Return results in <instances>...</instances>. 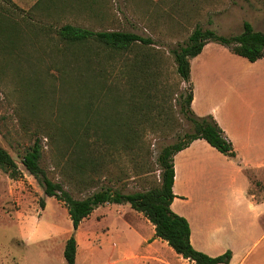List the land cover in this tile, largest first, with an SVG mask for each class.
Segmentation results:
<instances>
[{
    "label": "rangeland",
    "instance_id": "obj_1",
    "mask_svg": "<svg viewBox=\"0 0 264 264\" xmlns=\"http://www.w3.org/2000/svg\"><path fill=\"white\" fill-rule=\"evenodd\" d=\"M11 1L20 9L11 6L15 10L14 20L19 23L17 27L24 30L21 38L24 44L23 51H0V146L17 162L22 177L12 179L0 169V264H67L63 250L67 238L73 233L67 209L62 202L46 196L37 180L20 163L25 150L35 138H40L43 145L41 164L50 179L63 183L75 198H84L95 190L79 184L75 177L68 182L66 175L70 169L62 174L61 167L55 164L60 155L49 132L52 133L54 126L61 122L67 124L76 116L80 119L85 116V101L78 93L83 81L74 79L72 63H68L74 48H68L56 30L63 24L92 30L120 29L151 37L155 42L151 51L157 59L154 68L164 94L150 118L154 121L149 119L141 126L139 134L143 144L122 153L120 166L126 174L125 180L111 185H124L123 192L126 193L155 184L159 180L156 158L161 148L175 142L176 135L189 130V123L179 112L181 99L178 96L181 90H187L188 84L181 82L176 75L170 51L184 44L196 25L229 36L239 34L243 22L248 21L255 30L264 32V0ZM190 11H194L191 19L187 17ZM29 19L34 25L27 24ZM87 45L91 46V52L79 49L76 52L91 56V68L83 66L73 73L80 72L86 78L90 77L91 82L85 84L98 91L102 86L97 84V80L93 82L94 75L109 57L103 59V48L94 43ZM208 54L216 60L206 56ZM203 55L199 59L210 67L213 65L223 70L217 77L214 74L210 76L211 84L225 86L231 81L243 84L248 78V84L253 87L264 85V79L252 73L256 69L253 62L221 44L210 42ZM127 56L113 55L115 67L108 68L109 76L117 81L118 86L125 79L126 68L122 64ZM197 62H194L195 73ZM94 103L99 104L95 96ZM167 116L173 119L169 129L161 125L162 118ZM132 156H139L137 163L144 165L145 173L140 177L130 178L134 175ZM63 164L64 158L60 165ZM262 180L257 187L259 191L264 188V178ZM100 183L108 184L102 178ZM41 200L44 207L40 205ZM124 205L130 208L128 204ZM116 207H101L97 211L95 208L80 223L81 230H92L99 237L93 240L95 248L92 254H80L77 264H104L109 259L113 260L118 246L124 239H129L117 228L121 221L116 218ZM103 210H106L105 215L99 217ZM126 216L133 221L131 214ZM249 221L248 214H245L244 223ZM261 222L264 225V217ZM135 224L145 232L141 222L136 221Z\"/></svg>",
    "mask_w": 264,
    "mask_h": 264
},
{
    "label": "trees",
    "instance_id": "obj_2",
    "mask_svg": "<svg viewBox=\"0 0 264 264\" xmlns=\"http://www.w3.org/2000/svg\"><path fill=\"white\" fill-rule=\"evenodd\" d=\"M11 6L20 10L11 0H0V51L16 53L23 51L24 42L21 38L24 30L17 27L19 23L14 20L15 10ZM23 18L27 19L25 16ZM27 24L34 25L30 19ZM56 33L69 45L68 48H74L75 52L68 63H72L71 72L74 79L83 81L78 93L85 101V116L82 119L76 116L67 124L61 122L59 126H54L52 133L49 132L50 138L58 145L60 155L55 164L61 167L62 174H65L67 168L70 169L66 175L68 182L75 177L79 184L95 190L84 198H75L65 189L63 183L50 179L41 164L43 145L40 138H35L25 150L20 157V163L24 170L37 180L46 196L62 202L67 209L73 233L67 238L63 250L66 263H75L78 246L75 231L81 221L95 208L107 203L128 204L154 226L155 237L166 241L177 254L193 264L229 262V250L214 257L196 250L190 241L188 221L171 210L170 204L175 196L172 191L173 156L189 146L192 141L203 139L222 154L235 157L230 141L224 136L215 119L211 115L197 116L191 109L190 59L197 56L206 44L215 42L227 47L232 53L255 62L264 56V32L255 30L248 21L243 22L239 34L229 36L196 25L184 44L170 51L176 75L181 82L188 84L187 90H181L178 96L181 99L179 112L189 123V130L176 135L175 142L161 148L156 158L159 180L155 184L126 193L123 192L124 185H111L112 182L125 180L126 174L120 166L122 153L139 148L143 144L139 134L141 126L151 118L164 94L160 88L157 70L154 68L157 59L151 51L155 42L151 37L131 31L92 30L72 24H63ZM90 43L103 48V59L109 57L103 68L94 75L93 82L97 80V84L102 86L98 91H94V86L85 84L91 82L90 77L86 78L80 72L73 73L75 69L79 71L83 66L86 69L91 68V56L76 52L77 49L91 52V46L87 45ZM115 54H128L122 64L126 68V74L121 86L116 85L117 81H113L108 73V68L115 67V61L112 59ZM73 96L77 98L76 95ZM94 96L99 104L95 105ZM172 123V118H162L163 128H171ZM63 158L64 164L60 165ZM131 158L134 161V175L130 178L140 177L145 173L144 165L137 163L139 156ZM0 169L12 179L22 177V170L17 162L1 146ZM101 178L108 184H99ZM40 205L44 207L43 200Z\"/></svg>",
    "mask_w": 264,
    "mask_h": 264
},
{
    "label": "crops",
    "instance_id": "obj_3",
    "mask_svg": "<svg viewBox=\"0 0 264 264\" xmlns=\"http://www.w3.org/2000/svg\"><path fill=\"white\" fill-rule=\"evenodd\" d=\"M193 14L194 11H190L187 17L191 19ZM208 44L190 59L191 109L197 116L211 115L215 119L230 141L235 157L222 154L203 139H196L175 153L172 185L175 196L170 208L188 221L190 241L196 250L211 257L231 251L229 262L218 264H264V225L261 222L264 188L257 189L264 178V85L253 87L248 84V78L243 84L232 81L225 86L211 84L210 76L217 77L223 70L199 59ZM195 60H198L196 73ZM253 64L256 65L253 75L263 80L264 56ZM251 172L253 175L248 176ZM112 206H118L119 232L126 233L129 239L118 246L115 259L104 264H193L166 241L155 237L154 226L124 204L107 203L95 210ZM103 211L99 217L105 215L106 210ZM126 214H131L133 221ZM245 214L250 218L248 223H244ZM136 221L141 222L145 232H141ZM80 225L75 231L78 246L74 264L80 254H92L93 240L99 237L92 230H81Z\"/></svg>",
    "mask_w": 264,
    "mask_h": 264
}]
</instances>
